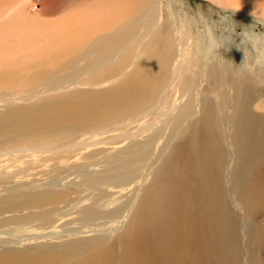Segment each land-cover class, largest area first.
I'll return each instance as SVG.
<instances>
[{
    "label": "bare ground",
    "instance_id": "bare-ground-1",
    "mask_svg": "<svg viewBox=\"0 0 264 264\" xmlns=\"http://www.w3.org/2000/svg\"><path fill=\"white\" fill-rule=\"evenodd\" d=\"M31 1L0 0V45L13 51L34 48V52L41 45L38 41L68 40L67 68L76 72L89 69L91 74L107 70L113 74L110 78L115 77V84L100 90L63 92L44 99L41 89L51 92L57 87L51 86L53 78L47 69L39 70L37 77H48L47 80L42 85L38 83L41 85L38 90H30L25 95L26 101L32 97L39 100L10 109L6 113L8 117H3L1 127H5L7 136L0 140L9 141V146H0V158L4 157L3 161L11 160L12 156L41 161L60 159L63 151L76 145L71 136L78 132L88 131L98 136L115 130L111 128L113 125L122 124L131 131L136 125H130L138 123L143 131H150L149 135L124 148L118 149L121 139L117 135L108 137L109 142L105 141L107 137L95 142L108 143L117 150L108 158L107 165L105 161L101 165H106L101 172L89 176L86 188L101 189L103 195L107 188L122 189L131 183L142 185L148 178L140 174L150 171L152 165L155 167L148 174L151 175L149 182L137 195L135 207L130 206L123 212L126 204H121L110 212H102L96 208L94 199L93 205H86L81 211L87 219H98L104 214L111 219L121 218L124 228L118 236L110 240L105 236L81 237L61 244L51 241L31 250L4 249L0 252V264H235L234 218L227 203L222 202L224 197L217 176L230 159L229 179L235 184L237 196L250 201L264 195V175L262 185L256 189L249 180L264 169V112H256L251 107L257 97L255 84H264V69L250 76L232 67L226 76V66L206 62L197 71L186 73L193 64L185 62L183 46L177 54L174 40L162 25V0H107L108 7L113 8L109 10H105L107 5L104 7L103 0H79L80 4L72 5V14L54 21L41 20L40 15L28 16L24 8ZM227 1L229 6L241 7L247 0ZM254 6L264 14V0H256ZM90 35L93 37L87 38ZM72 40L84 44L73 50ZM260 51L256 56L251 54L248 62L254 64L257 59L264 62V51ZM215 71L225 88H220L215 81ZM202 73L206 74L205 79ZM76 78L68 79L70 83L66 81L58 90L83 83ZM105 83L93 82L91 88ZM63 98L66 100L61 101ZM60 130H67L70 135L57 138ZM129 130L124 134L133 135ZM18 136L21 137L16 140ZM158 140L162 143L157 147L161 160L156 165L151 155ZM86 155L94 156L93 152ZM33 166L36 165L9 172L2 170L0 175L13 179L16 175L28 174ZM65 192H40L19 202L9 195L1 197L0 214L40 208L66 197ZM32 217L39 218L34 214ZM250 264L264 262L252 259Z\"/></svg>",
    "mask_w": 264,
    "mask_h": 264
},
{
    "label": "rangeland",
    "instance_id": "rangeland-1",
    "mask_svg": "<svg viewBox=\"0 0 264 264\" xmlns=\"http://www.w3.org/2000/svg\"><path fill=\"white\" fill-rule=\"evenodd\" d=\"M75 1L78 2L74 4ZM103 1V5L105 7L107 5V0ZM244 1L245 0H240V3ZM255 2L256 0H247L245 6L241 5V7H237L233 4L229 6L227 4V0H162L161 17L163 18L162 20H164L162 25L167 32L169 31L170 36L174 40V46L177 54L180 47L183 46L185 48V62L193 64V68L189 66V70L187 69L188 72L186 73H191V70L197 71L199 68L198 66L201 65V63L204 66L206 62H212L219 65L223 64L226 66V76L229 74L232 67H238L239 73L245 71L247 62V58L244 56L245 51L248 52V57H250L251 54L255 56L258 55L260 49H263L264 51V41L254 45L250 38V35L253 32L264 33V25H262L264 24V14L255 8ZM31 3L29 2L28 5L26 4L24 8L27 11L28 16L40 15L41 20L47 19L49 21H54V19L60 20L62 17L72 14L74 12V7H72V5L77 6L80 4V1L33 0ZM109 9L113 8H109L107 5L105 10ZM256 19L260 21L261 24H259ZM92 30L96 29L93 28ZM90 32L91 34L93 33V31ZM92 37L93 35H90L87 38ZM67 41L68 40H62L58 43L56 38H51V40L48 39L47 41H44V43H40L38 41L37 43L41 45L38 50L36 49L34 52V48L31 51L20 49L18 51H13L9 48H5L3 45H0V132H2V134H0V138L4 139L7 136V130L4 129L5 127H1V124L4 121L3 117L7 116L6 113L8 110H15L20 108L22 105V107L25 105L28 106L39 100V97H32L26 101L25 95L29 93L30 90L35 92V90L37 88L39 89L42 83L47 80L45 78L48 77H37L38 71L41 69L48 70V73L53 78L51 86L57 87V89L52 90L51 92L41 89V92H43L41 95L45 96L43 97L44 99L63 92L72 93L75 90L89 89L100 90L114 86L115 81L113 79H115V77L110 78L113 74L108 73L109 71L107 70L91 74L89 69L76 72L73 69L67 68L69 64L66 63V59L68 58L67 55L70 54H67V52L70 51V41H68V43ZM72 41L75 43H72L73 50H75L76 47L78 48L80 44H84V42L75 40ZM144 41L145 40L143 39L140 43H143ZM132 52H134V50H132ZM208 57H211L212 59ZM244 59L245 64L244 67L241 68L239 66L242 64ZM44 62L46 63L45 66L43 65L45 64ZM233 64L236 66H233ZM213 75L216 79L215 81L219 83L218 79L220 77H218V72L215 71ZM76 76V80H81L83 83L71 85L64 90H58L61 86L66 84V81L70 83L68 79ZM201 76L205 79L204 76H206V74L202 73ZM228 80L230 82L233 81L230 79ZM98 81H104L106 83L99 85L97 88H91V84ZM204 82L205 81L203 80V83ZM38 83L41 85L38 86ZM203 83L201 82V85ZM219 86L220 88H225V85L221 86L220 83ZM259 86L263 88H260ZM255 87L257 88V97L252 102L251 107L256 112H264V84L256 83ZM226 88L227 90L230 89L229 92H232L231 88ZM65 100L66 99L63 98L61 101ZM88 122L89 121H87V123ZM121 125L111 126V128H114L116 131L113 130L108 134H102L103 136H93L92 132L88 131H82L72 135L71 137L72 139L75 138L74 143H76V145L69 148L66 152L63 151L60 154L62 157L60 159L41 161L29 157L17 156L15 158V156H12L13 158L11 160L8 159L7 162L2 160L5 159L4 157L0 158V172L2 170L9 172L19 168L24 169L29 165H36L29 169V173L27 172L28 174H23L26 177L23 175H16L13 179H6L3 177V174H1L0 198L9 195L14 197L15 201L19 202L26 196L35 195L40 192H67L66 197L62 199L60 198L54 203L45 204L40 208L18 209L1 212L0 252L4 249L31 250L39 244H49L51 241L52 243L55 242L54 244H61L72 241L73 239H79L81 237L90 238L93 236H105L108 240H110L114 236H118L121 233L122 228H124V222L121 223V218L112 217L113 219H111L110 216V218H107L105 217L107 214H104L99 216L102 217L100 219L99 217H97L98 219H87L81 215V211L84 208H87L95 203L94 199H96V203L98 204V206H96L97 204H94V206L101 209L102 212H110L121 204H126L124 205L123 212L130 206L135 207V203L139 197L137 195L141 194L143 187L147 184V182H149L148 180L151 175L148 174L153 171L155 165H152V168L149 169L150 171L147 170V173L143 172V174H140L142 177L146 175L148 178V180L142 185L140 183V185L131 183L130 185H134L135 187H129L130 185L128 184L127 186L125 185L126 187L123 186L122 189L117 188L114 190L107 188L105 189V194H103L104 196L101 194V189L92 188L91 190V188H86L85 182L89 176L95 172H101L107 165L108 158L110 160L111 154H113V152L115 153V150H117L113 149V146L108 145V143H95L97 140H104L107 137L105 141L109 142L108 137H111V135L120 136L117 138L121 139L118 143V145L121 146L118 148L120 149L128 146V144L137 139L142 140L146 138L150 132L143 131V129L139 128V126L141 127L142 125L138 123L130 125V127H134L136 125V128H132L134 131L132 129L131 131L126 129L127 127L124 125L121 127ZM117 126L121 129L124 128L125 130L120 129V131ZM143 126H145V124H143ZM138 129H141V133ZM127 130H129L130 133H133V135L130 136L129 134H124ZM137 133H140V135ZM44 135L45 134H41V136ZM68 135H70V132L67 130H60L58 131V135L56 137L61 138ZM54 136H52V138H54ZM20 137L21 136H18L15 139H20ZM163 139L165 138L162 137V141L158 140L159 144L156 146V149H154L153 155H151V159L153 158V160L156 161V165L161 160V158H159L160 155L158 148L161 147ZM74 143H71V145ZM0 146H9V141L5 140V142H3V140H0ZM86 152L87 154H91L93 152L94 156L86 157ZM154 152L156 153L154 154ZM97 159L99 162L96 161ZM229 160L230 159H227L226 165L222 167L221 172L217 176V184L222 189V195L224 197L222 202L223 204L227 203L234 218V229L236 233L235 242H237L235 248L237 251V258L234 260V263L250 264L252 259L264 262V195L261 198H254V200L250 201L239 198L234 191L236 189L235 184L231 179H229V173L232 169V165ZM27 161L32 163L27 165ZM104 161L107 163L103 167L101 165L105 164ZM263 170L264 169L258 170L249 179L251 186L254 189L262 185L261 176L264 175ZM85 173L86 176L84 175ZM142 177L138 178L139 180L137 179V181L139 182ZM110 193H112V195ZM101 202L103 204H101ZM129 203L131 205H128ZM106 204L109 205L106 206ZM2 206H4V204H2ZM33 214L34 216L38 215L39 218H33ZM29 215H31L30 218H25ZM110 220L113 222L111 223ZM84 230H86L85 232L87 233L82 234L81 232ZM42 235L45 237H41ZM42 240L46 242L40 243ZM87 253L88 251L85 252V254ZM70 259L73 260L74 258L71 257Z\"/></svg>",
    "mask_w": 264,
    "mask_h": 264
},
{
    "label": "clouds",
    "instance_id": "clouds-1",
    "mask_svg": "<svg viewBox=\"0 0 264 264\" xmlns=\"http://www.w3.org/2000/svg\"><path fill=\"white\" fill-rule=\"evenodd\" d=\"M257 22L259 24H261L260 21L257 20ZM262 25H264V24H262ZM250 38L253 41L254 45L255 44H258V43L264 41V33H261V32H253V33H251ZM244 56H245V58H247V68L245 69V71H246V73L248 75L254 76L260 70L264 69V62H262L260 59H257L255 61V63L253 64V63H249L248 62V52L247 51H245ZM244 64H245V59L243 60V62L240 65V67L243 68L244 67ZM213 95H214V98L218 99V97L216 96L215 93Z\"/></svg>",
    "mask_w": 264,
    "mask_h": 264
}]
</instances>
